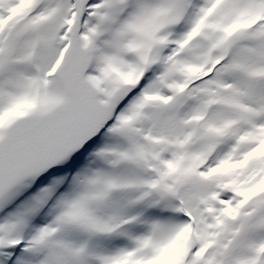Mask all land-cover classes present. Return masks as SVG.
I'll list each match as a JSON object with an SVG mask.
<instances>
[{"label": "snow or ice", "instance_id": "obj_1", "mask_svg": "<svg viewBox=\"0 0 264 264\" xmlns=\"http://www.w3.org/2000/svg\"><path fill=\"white\" fill-rule=\"evenodd\" d=\"M0 264H264V0H0Z\"/></svg>", "mask_w": 264, "mask_h": 264}]
</instances>
